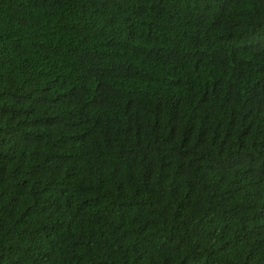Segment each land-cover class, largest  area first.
<instances>
[{
	"label": "trees",
	"instance_id": "1",
	"mask_svg": "<svg viewBox=\"0 0 264 264\" xmlns=\"http://www.w3.org/2000/svg\"><path fill=\"white\" fill-rule=\"evenodd\" d=\"M0 264H264V0H0Z\"/></svg>",
	"mask_w": 264,
	"mask_h": 264
}]
</instances>
